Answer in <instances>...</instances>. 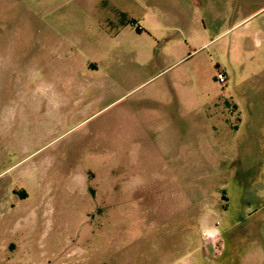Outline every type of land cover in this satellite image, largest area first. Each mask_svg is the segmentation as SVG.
Returning a JSON list of instances; mask_svg holds the SVG:
<instances>
[{
  "label": "rangeland",
  "instance_id": "1",
  "mask_svg": "<svg viewBox=\"0 0 264 264\" xmlns=\"http://www.w3.org/2000/svg\"><path fill=\"white\" fill-rule=\"evenodd\" d=\"M21 1L0 0V264H264V0H94L95 33L78 0L45 15ZM220 14L237 23L231 43L200 52L222 67L237 38L231 69L255 74L201 102L206 58L193 75L199 52L175 62L170 45L190 52ZM116 26L133 33H117L103 61ZM151 35L170 38L168 54L148 48ZM173 82L191 87L190 110L175 95V115L158 118Z\"/></svg>",
  "mask_w": 264,
  "mask_h": 264
},
{
  "label": "crops",
  "instance_id": "2",
  "mask_svg": "<svg viewBox=\"0 0 264 264\" xmlns=\"http://www.w3.org/2000/svg\"><path fill=\"white\" fill-rule=\"evenodd\" d=\"M33 1H34V4L32 3ZM65 1H67V0H22L21 2H24V4L27 5L28 7H31V6L35 7V8L39 7V11H42V14L45 15V14H48L53 9L60 7ZM72 4H74V7H76V9L78 11H80V9H82V8L87 10V16H88L87 26L84 29L82 27V29L84 31H87V33H91V31H92V33H95V24L97 22L98 15H96L95 7H94V0H89V1L78 0ZM96 4H98V3H96ZM88 13H90V15H88ZM59 21H61V20L58 18L57 22L60 23ZM218 21H219L220 30L213 37L208 38L209 35H208V33H205V32L204 33H195L196 36H195V41L193 43L196 44V46L194 48H192L193 50H191L190 52L186 53V49L184 50L185 45H182L179 43L177 44V42H173L170 45L172 47L170 49V51L171 50L173 51L174 49H176V50H178L177 52L180 53L177 56L178 58L175 62L182 60L184 56H185L184 60L186 61L191 57V55L187 56L191 52L193 53L192 55L195 54V51L199 52V53H196L194 55V58L190 61V64H189L190 65L189 71L192 72L193 75L198 74V72H199V69H198L199 67L197 66V63L200 61L203 62L204 59L206 58L207 65L210 69V74H209V79L206 80V83H205L206 85L203 84L202 88L200 89L202 94L199 95L198 98L201 102L213 100V99H220V98H218V97L216 98L214 96L215 95H219V97H220V95L222 97L225 96L226 95L225 93H228L231 87L237 85L238 83H243L246 80H249V78L255 74L254 69L252 68L251 64H249V63L246 66L241 67L240 70L234 71V67H233V70L231 69L232 68L231 59L227 55L231 56V54L235 53L236 57L239 58L238 52H237L238 51V49H237L238 39L236 37H235L236 39L232 42V45H230V47L227 46L228 50H227L226 57H224L222 60V67H219L217 65L218 63L216 62V60H214V62L216 64L213 63V61L210 58L209 53L200 52L201 50L206 49L210 44H212V41H214V40L219 41L222 44H227V45H229L231 43V39H229V41L226 43V41H224V38L228 33H233L234 26L237 23H234L233 18L231 19V15L229 17H228V15H225L224 19H223V16L220 14ZM229 21H231V24L227 25V23H229ZM132 26H133L132 28H134V30H135L134 33L130 30L129 31H127V30L123 31L122 29L120 30L119 26H116V30H114L113 35H110L107 32V30H105L107 33L102 37L103 38V46H102L103 61L105 60V53L111 54L112 51L110 52V49L108 48V46H110V41L116 37L117 33H118L117 36H118L119 40L121 39L123 33H129V34L133 33V34H130V35L128 34V35L133 40H135V41L138 40V38L141 36L142 33L140 32V29H137L134 25H132ZM55 32L57 33V30H55ZM73 33H79V32L75 31ZM177 33H180V32H177ZM181 33H183V32H181ZM178 35L181 36V39H183V42L187 45L188 41H189L187 39L189 33H183L182 35H180V34H178ZM169 41H170V38L158 39L157 36L151 35L148 39V48L152 47L155 50H158V49L164 50L166 48L165 42H166V45H168ZM115 44H116V42H115ZM114 46L115 47H113V48H115V49L118 47L116 45H114ZM122 46H124V45H122ZM122 46H119V48ZM136 48H137V46H136ZM60 49L62 50L61 53H63V47ZM129 50L132 51L133 48L129 49ZM134 51H137V49H134ZM167 52L168 51L164 50L162 53L164 54ZM248 54L249 53H247V55L243 56V58H242L243 60L241 59L240 63H242L243 61L247 63L249 61L250 58H249ZM263 58H264V53H263ZM39 69H44V68H42V66L40 65ZM216 72H221L224 75L223 83L219 84L215 80L214 73H216ZM240 72H241V74L239 76H237V78H236L235 75L239 74ZM151 77H153V76H151ZM70 78H74V77H70ZM74 79L77 80V78H74ZM146 80H144V81H146ZM199 80L200 79H198V81ZM144 81H142L140 84H142ZM198 81L196 80V82H198ZM243 84H245V83H243ZM208 85H209V89H210L209 91H207ZM179 86L181 89L178 87L177 83L173 82L171 88H169L167 85H164V86H162V88H160L158 96L155 97L157 100L155 101L154 106L151 107V112L156 117H158V118H161V117L169 118V117H173L175 115L174 114L175 113V109H174L175 108V106H174L175 95L177 97H179L177 101L180 104L179 105L180 110L178 112H180V114H182L184 111L190 110V103H191L190 95H188L186 93L184 94V92L187 91L188 88H191V87H188V85L185 83H179ZM59 97L60 96H58V95L48 97L46 94H43V95H39L38 99H39V101H46V102H49L50 101L49 99H51L54 102L52 107H54V109H55V107H58L61 103V101L58 100ZM230 97H231V108L233 110V113L236 115V117L241 118L240 112L242 111L241 110L242 107H240L238 104L241 102V100L239 101V99H240L239 96L233 97L232 95H230ZM75 101L76 100H74V102ZM244 101H246V100H244ZM166 131H167L166 128L164 129L161 127H157L155 132H157L159 134H163ZM215 140H217V139L215 138ZM18 192L23 193V196L18 195L17 194ZM11 194L13 196L14 195L17 196L21 200H23L24 198H27V195H28L25 192V190L20 189V188H15L13 190V192L11 189Z\"/></svg>",
  "mask_w": 264,
  "mask_h": 264
},
{
  "label": "built area",
  "instance_id": "3",
  "mask_svg": "<svg viewBox=\"0 0 264 264\" xmlns=\"http://www.w3.org/2000/svg\"><path fill=\"white\" fill-rule=\"evenodd\" d=\"M215 80H216L219 84L223 83V81H224V75H223L221 72H216V73H215Z\"/></svg>",
  "mask_w": 264,
  "mask_h": 264
},
{
  "label": "trees",
  "instance_id": "4",
  "mask_svg": "<svg viewBox=\"0 0 264 264\" xmlns=\"http://www.w3.org/2000/svg\"><path fill=\"white\" fill-rule=\"evenodd\" d=\"M20 196H23V193H19Z\"/></svg>",
  "mask_w": 264,
  "mask_h": 264
}]
</instances>
